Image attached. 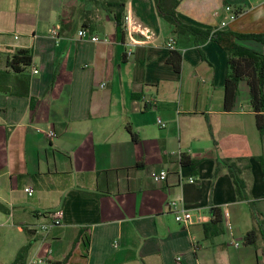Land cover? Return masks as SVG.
Wrapping results in <instances>:
<instances>
[{
    "label": "crops",
    "instance_id": "0c3cea01",
    "mask_svg": "<svg viewBox=\"0 0 264 264\" xmlns=\"http://www.w3.org/2000/svg\"><path fill=\"white\" fill-rule=\"evenodd\" d=\"M179 1L186 25L264 33L263 0ZM226 6L238 12L234 21ZM129 12L154 40L136 34L130 45L111 16L83 0H0V70L12 72L7 60L17 50L31 51L25 74L36 101L31 109L30 98L0 93V229L18 232L17 241L0 234V264H12L29 242L26 264H51L71 252L69 264H264V168L254 160L264 161V137L247 83L226 112L227 52L213 41L199 49L193 38L177 37L155 0H128ZM83 28L100 41H80ZM170 40L182 56L179 72L169 63ZM237 43L264 55L261 43ZM183 154L206 160L193 170L181 166ZM220 158L251 160L250 201H238L226 170L214 178ZM161 170L168 179L155 182ZM171 202L190 211L191 226L176 222ZM215 208L222 233L213 236ZM258 214L259 239L249 246L244 237Z\"/></svg>",
    "mask_w": 264,
    "mask_h": 264
},
{
    "label": "trees",
    "instance_id": "16d2710c",
    "mask_svg": "<svg viewBox=\"0 0 264 264\" xmlns=\"http://www.w3.org/2000/svg\"><path fill=\"white\" fill-rule=\"evenodd\" d=\"M84 6L91 9H99L112 17L116 32L124 39L125 29L124 20L128 0H83ZM159 16L173 26L177 37L189 36L194 39L197 48H201L207 41L217 43L228 54L227 76L224 86V110L231 112L236 104L239 95V84L246 82L250 91V105L255 114L256 127L260 137H264V55L245 47L240 46L238 41H255L264 45L263 34H237L229 30H203L181 22L178 17L179 0H155ZM90 14L87 11L86 16ZM65 18H61V31L64 30ZM33 56L29 50H17L11 59L7 60V67L12 70H0V93L13 97H27L31 100V109H34L35 98L30 96V78L25 71L31 67ZM169 63L173 65L175 71L179 72L182 66V56L176 50H172ZM133 142H138V136L132 134ZM206 159H192L183 154L180 157V164L184 167L196 169ZM262 168L264 161L262 157L255 158ZM214 178L219 177L225 170L229 173L240 202L250 201L248 194V184L245 174L252 169L251 160L248 158L215 159ZM0 211H6L5 206L0 203ZM46 214L44 215V217ZM260 214L255 215V226L244 237V243L249 246H256L259 239V229L261 222ZM222 215L219 209H213L212 218L209 226L211 235L222 233ZM35 241H38L37 239ZM78 241L74 243L73 250ZM83 244L86 250L89 249L88 236L83 237ZM33 242L27 243L18 253L12 264H26L28 254ZM72 252L62 261H55L51 264H69Z\"/></svg>",
    "mask_w": 264,
    "mask_h": 264
},
{
    "label": "built area",
    "instance_id": "2783aa9c",
    "mask_svg": "<svg viewBox=\"0 0 264 264\" xmlns=\"http://www.w3.org/2000/svg\"><path fill=\"white\" fill-rule=\"evenodd\" d=\"M263 3H264V0H263ZM225 10L228 13L229 20L234 21L237 18L238 12L235 9H233L230 6H226ZM124 29H125V33H126L128 39H129L130 45H133L136 43V41H135V35L136 34H140L141 36H143L145 38L146 42L152 41L156 38L155 32L151 28L136 22L130 12L128 14H126V16H125ZM78 37H79L80 41L89 40L92 43H98L100 41L99 38L93 36L91 34L90 30L87 28L81 29L78 32ZM167 46L171 50H174V48H175L174 41L170 40L168 42ZM128 54L132 55V50H129ZM37 73H38L37 71L34 72V74H37ZM158 123L162 125L161 120H158ZM47 137L49 139H52L55 137V133L53 132V130H50L47 132ZM168 176H169V172L167 170H161L157 173H153L152 179L155 182H165L168 179ZM189 182L195 183L194 178L191 177L189 179ZM25 192L29 196H32L34 191L30 188H27V189H25ZM169 209L174 213L175 220L178 224L182 225L184 228H188L189 226H191L192 215H191L189 210H187L186 208H184L182 206L181 203L171 202L169 204ZM61 215H62V213L58 212V213H56V215L51 216L53 219V221H52L53 226H55L59 223V219H60ZM41 230H44V232H47L49 230V226H44L41 228ZM239 245L240 244L238 242H234V246L238 247ZM178 260H180V259H178Z\"/></svg>",
    "mask_w": 264,
    "mask_h": 264
},
{
    "label": "rangeland",
    "instance_id": "374dc122",
    "mask_svg": "<svg viewBox=\"0 0 264 264\" xmlns=\"http://www.w3.org/2000/svg\"><path fill=\"white\" fill-rule=\"evenodd\" d=\"M17 233L18 232L15 231L14 229H12L11 227H6L5 229H0V234H3L5 241H11V240L17 241V237H16ZM1 242H0V244H1Z\"/></svg>",
    "mask_w": 264,
    "mask_h": 264
}]
</instances>
